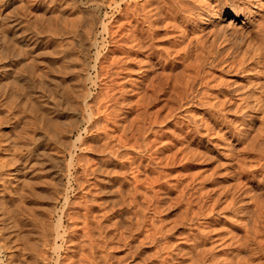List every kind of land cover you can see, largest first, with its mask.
Wrapping results in <instances>:
<instances>
[{
	"label": "bare ground",
	"instance_id": "obj_1",
	"mask_svg": "<svg viewBox=\"0 0 264 264\" xmlns=\"http://www.w3.org/2000/svg\"><path fill=\"white\" fill-rule=\"evenodd\" d=\"M101 2L102 5L103 2H107L105 4H107L112 9V21H118L117 19H122V22L117 25V32L111 30V25L108 26V24L103 23V29L109 36V42L104 54H102L100 57L96 54L97 57L95 56V62H93V65L91 64V67L94 68V77L96 80H103L105 88L103 93L100 92V97L96 96L98 98H94L96 102L92 104L88 100L90 94L85 88L86 85L84 86V81H86L87 75L89 74H87V66H89V63L85 58L86 53L84 51L86 50L85 41L91 40V38L96 35L94 33L95 31L92 21L94 18L96 19V17L92 16L94 18H91L90 14L94 12L91 10L90 14L86 13L87 11L85 12L84 9L88 10L89 12L90 8L87 9L84 7L83 9V6H89V4L101 5ZM39 6L44 7L43 10L45 11H48L49 9L51 11L48 14L49 16L46 15L48 18L44 19L45 25L43 27V24L40 22L38 24L37 20L40 18L38 15H45V12L42 11L44 13H41V11H38V15L34 14V11H37ZM96 7L97 6L94 8ZM29 13L34 14V19H37V22L33 20L36 22V24L34 23L35 25H33V27L31 25ZM123 20L125 21L123 22ZM225 20L228 22H224L223 24V21ZM112 21L109 24H111ZM96 25L97 23L95 26ZM39 28L41 29L39 33L43 31L42 39L37 36V32L39 31H37V29ZM24 52H30V56L32 55L31 58L33 57L34 61H37L36 58L38 59V57H40L39 62H41L42 65H40L42 67L41 73H38L41 79L39 84H36V82L33 81L34 79L31 80L33 77H30L35 74V72H39L40 70L37 69L38 71H36L25 64H23V66L20 64L22 60L20 57ZM138 56L142 57L139 58ZM179 66L181 69L179 68L180 70L178 71L176 68ZM213 70L233 73L240 72L241 74L239 75V84H236L233 89L226 87L228 86L226 83L225 87L223 86L224 83L223 85L222 83L220 84L217 82H214L215 84H209V78H211L209 76L210 74L213 76ZM134 74H137V77H133ZM88 76L90 77V75ZM91 81H94V78ZM195 82L198 83L197 86L195 85ZM129 85L134 88L137 94H139V97H137L139 99H137L135 101L136 103L134 104L137 105H135V109H141V111H139L136 116L130 120L129 124H123L121 121L126 119V114L128 112L130 113L131 110L134 109V106H130L126 111L121 109L123 108L121 106V100H123L125 97V87ZM232 93H234V95ZM166 94L167 97L173 102L169 103L170 105L172 104L171 106L169 105L172 109L170 108V111L167 109L169 111V113H166L167 117L168 114L170 116H175L176 111L175 114L173 113L175 109L188 110V107L192 104H195L196 101H198L199 104H204L211 114L218 109L221 110V108L224 107L226 103L231 102L235 103V111H237V114L239 113L238 120H240L242 124L248 126H255L259 124L256 126L258 129L257 133L255 135L253 134L254 136L249 140V146L251 147V150L254 148L258 155H255V157H257V164L260 167L261 178L259 179V182L264 183V162L259 163L261 160H264V0H70V2L69 0H0V112L6 109V113H9L5 114V118H8L7 120H9V117L7 116L10 113L13 114L14 106L17 108L16 105H18V99V103H20V101L23 103H20V109L23 110L25 108L24 111L29 113L28 116L31 117L29 118L31 119L30 122L32 124V134L29 138L30 140L25 141V147L23 146L25 151H16L17 153L15 152L14 157H11L13 158L12 160L15 164L12 168L14 174L13 179L16 182L22 179L24 183L30 184V182H27V179L30 177L29 173L31 172L29 169H31L33 166V164H30V160H34L35 164L40 163L41 165L44 162L43 160L42 162L41 157L38 158L37 155L38 144L41 143L42 136L44 134L47 135L48 133L50 138H52L54 141H57L58 138L55 131L58 129L60 130V133L58 130L60 135L59 139H63L61 136L65 137L66 135H72L75 132H77L78 139L80 136H82L81 131L83 128L85 132H89V136L84 140L81 139V148L87 147L97 151L98 153L96 163L93 165H81L79 167V172H77L80 174H73L75 176L72 178L75 179L77 188H80L81 186L84 188V192L82 195L80 194L82 196H80V199L83 198L81 203L79 205H74L76 202L74 201L75 203L73 204V201H69L68 196L64 194L63 207L59 216L60 221H57L58 224H56L54 227L49 228V231L52 230L50 232L51 235L49 236L45 232L42 234L43 231L41 232L42 236L40 237V247H35L34 244H28V242L26 244L25 242L26 245L24 244V250H27L25 255L30 260L27 262L28 264H35L38 260H41L43 263L45 262L47 264H75V258L72 259L71 256L68 257L66 255L65 256L67 257V260L63 258V253L61 254L58 250V248L61 246H58L57 244L59 238L61 241H65L70 244V242L76 240L79 232H81L82 236L88 239L87 242V240H84L86 238H82L87 243L82 244V247H79L80 249H83H81V253L77 251V253L82 254V257L81 255H77L78 260L79 257H81L80 260L82 262L80 264H113V262L108 258V251L105 250V248H108L106 246H109V243H112L111 241L108 244L106 243L108 238H112L113 240V237H115V240L118 241L117 243L122 241L124 245L131 246L137 231H139V229L142 227L141 220L143 215H140L141 213L143 214V212L141 209L142 207H139L140 209L137 210L134 208L131 215L127 212L129 214V216H127L125 210L133 208L135 206V200L139 198H137L138 196L135 198L136 191L133 190V192H131L125 190V183L130 182L134 177H132L131 180L128 178V180H125L124 176H127L128 174L125 173L126 175H124L122 174L123 170L121 172V169H119V171L116 168L118 165L122 166L124 162L132 159L131 161H128V163L131 164V166L134 163L136 167L135 169H133L134 165L132 166L133 168L131 166L130 167L133 170L137 169L139 172L142 171L139 166V158L143 154L137 153V157H139L138 159L136 158L138 160L137 161L134 157L129 156L128 149L138 150L139 148L144 147V150H147L151 148L150 146L148 148L146 132L148 130L154 131L151 124H156L157 118H150L151 116L149 117L148 114H146L147 112H145L147 110H145V107L149 104L155 103L159 97L162 95L166 96ZM168 98L166 100H168ZM165 103H163V105H166ZM112 104L120 105L115 108ZM20 109L17 108V110ZM79 112L82 113V116H85L86 119H83L86 120L87 124L85 126L83 125V127L78 126V124L70 125L71 122L69 119L76 118ZM118 112H120L121 115L122 113L124 114L122 118L118 117ZM146 116L148 117V121L146 120L148 125L146 124V128H143V125H145L143 122L145 121ZM166 116H164V121L166 120ZM65 118L68 120V125L62 126L64 123L61 122L60 126L62 128L60 126L59 128L56 126L58 129L52 131L55 125L54 122L57 119L62 121ZM100 118H102L103 122H98ZM215 120L216 118L214 119V123L217 121ZM27 121L29 122V120ZM190 123L191 122H189V120L186 121V127L183 130L185 133L184 138L188 139L194 137L195 140H201L199 139V135L202 124H199L201 126L194 124L190 127ZM51 126L52 128H50ZM213 127L214 126H211L209 122L208 124L205 122L204 128L207 130H213ZM110 129H119V131L118 133L116 132V136H113L112 132L109 133ZM128 131L130 132V135L127 134ZM225 133H228V138L235 137V140H238L240 137V132L232 133V131L227 128L221 135V140L224 139ZM101 136L104 139L102 142L97 143L95 140L97 138L100 139ZM90 137L95 138V140L93 139L95 141L94 143L86 141ZM58 142H60V145L63 144L62 147L60 146V152H68L70 154L69 160L67 161L68 164L64 163L66 164L65 167H68L65 169L68 170L70 166L75 168V165L80 161V156L78 154H72L73 151H71V149L68 147V144L66 143L68 141H64L67 145H65L64 142L61 143V140H58ZM13 145L14 144H12V146ZM70 145L71 144L69 142V146ZM72 145H74V143ZM126 150H128V152ZM123 151L124 154L125 151L128 153L125 155H128L127 158L123 155ZM122 156L123 158H126L124 162H122L123 159L121 160ZM133 156L136 157V154ZM146 156L148 159H152V156L150 157V153ZM145 158L146 157L144 156L142 159L145 160ZM136 162L137 165L135 164ZM148 162H151V160ZM146 164L145 166H147ZM243 164L244 163H242V165H238L239 168L237 167V171L240 174H245L244 176L247 179L252 173V167L247 168ZM148 167L147 169L151 168L152 165L151 167ZM31 170L33 171V169ZM61 170H63V168ZM61 170L58 169V171L56 170L57 172H55L58 174V172ZM129 171L132 170H128V172ZM238 172L235 175L239 174ZM54 173L53 175L56 174ZM155 175L159 176L156 173ZM230 176L232 175L230 174ZM37 177L40 179L41 174H37ZM138 178L139 177H137V180H139ZM152 179L153 178H150L151 182H154L155 180ZM159 179H161V177ZM217 183L218 182H216V184ZM231 183L233 184V182ZM229 184L227 183V186L224 184L225 187L223 186V189L218 187L219 190L215 192L212 190L214 193L211 195L207 194L208 199H210L209 204H211L210 208H208L210 210L208 211L211 212L215 211L216 209L217 211L215 212L219 213V211L231 212L234 210V213L236 214L239 212L240 214H243L241 218L235 216L236 218L233 219L234 223L237 222L243 227V235H241V240L238 242V244H236V250L241 251L246 249L249 253L247 256L238 257V259L237 257L233 256L237 259L235 262L233 259L231 260L229 257L227 258L224 256V258H227V260L226 258H222L225 260L224 264H264V196L262 197V195L259 193V195H250V199L247 201L251 203L252 209L249 211L246 209V205L237 203L236 198L240 196V192L238 191L240 190V183L238 185ZM91 185L97 189L96 192L94 191L95 193L92 191L94 188L92 190L90 189L92 188ZM14 186L12 189L18 188L19 184H15ZM25 187L27 188L26 185ZM29 187L31 186L29 185ZM138 189L139 191L141 190L140 188ZM181 190L180 192H182ZM86 191H92L94 193L92 194L93 197H91V194L89 195ZM139 193L142 194L143 192L141 191ZM246 193L249 192L246 191ZM97 195H100V197L105 195V198H101L102 201H100L101 199L98 201V199H96L98 197ZM143 198H145V196ZM187 198L188 197L184 199L188 202ZM221 201L224 203L223 206H217L221 203ZM146 202L147 201H145V203ZM143 203L144 202L140 201V204ZM145 203L143 204V206H145L143 207V210H145L144 208H146V205L149 202L146 204ZM102 205L106 207V210L102 215L100 214L101 216L98 214L96 215V213L93 211L95 210L94 208ZM154 205L155 202L152 206L149 205V207H154ZM2 206L0 203V212L4 209ZM189 206L186 207L190 208ZM155 208L156 207H154V209ZM158 208L160 207H157V210L154 212L158 211ZM199 208L201 209V207ZM200 209H198V213L196 210V213H194V211L193 214H199L200 211H204ZM140 210L141 212L137 214L136 211ZM150 210H152V208H150ZM208 211L204 214L206 215L209 213ZM151 212L154 214L153 211ZM3 214L0 216V234L1 236L3 235V239L5 241L8 239L7 237H9V235L14 232L12 230L10 232L8 230L9 227L12 225L14 226L15 224L17 225V223L14 221L13 224H10V221H6V214ZM223 214L224 213H222L221 216ZM64 216L69 221H71V224L67 226V229L64 228V230L61 232L59 227ZM227 217L228 216H226L224 219L226 220ZM111 218L114 219L111 220ZM149 218L146 219L149 221V224H151V227H153L150 229L155 230L154 227L157 225L155 226V224L152 223L154 221L151 220V222ZM244 219L246 220L244 221ZM108 221H110V224L106 223ZM241 222L243 224H241ZM110 227L112 229L114 228L115 230H113V237L107 234ZM159 228H161V225ZM159 228V232L162 233V231H164H161L163 227L161 229ZM202 229L203 228H200L201 231H204ZM143 231L146 230L142 228V232ZM151 231L152 230H150V232ZM155 232L157 233V228ZM155 232H152L153 235L156 234ZM17 234L19 235V233L16 232L15 235L18 236ZM159 234L160 233H158V235ZM145 235L147 238L144 240L151 238L148 234L145 233ZM144 236L140 237L141 240ZM157 237L159 238V236ZM161 237L163 236L161 235ZM140 238L138 241H141ZM152 238L154 239L155 235ZM204 239L205 237L201 234L199 241L203 242ZM4 241L2 240V242ZM135 241L136 240L133 241L134 244L138 246L139 242L136 241L135 243ZM17 242L16 240H12V245L9 243L11 246H13L14 250L12 253V256L15 260L13 264H21V262L19 263V261H17L19 251V245H16ZM105 244L107 245L105 246ZM112 244H114V242ZM194 244L196 245L198 243ZM75 245L73 244V246ZM165 246L168 248V245ZM208 247V249H202L200 251L198 247H196V251L192 252L193 256L190 257L192 262L189 263L203 264L207 258H211L212 260L215 259L217 256L215 257L213 250L211 251L213 247L209 245ZM64 248L69 249L67 245L66 247L64 246ZM127 248L130 250L129 246ZM132 249L137 250V247ZM156 251L157 250H155V252ZM158 252H156V255ZM128 253L131 255V251ZM21 256H23V254ZM118 258L120 260L122 257L120 256ZM118 258H116V260ZM113 259L115 260V256ZM124 259L118 262L115 260L114 264H128L123 262ZM217 259V261L222 260H219V257H217ZM143 260H145L144 257ZM136 261L140 262L138 260ZM130 262L133 263L134 261ZM137 262L133 264H138ZM149 263L150 262L147 264Z\"/></svg>",
	"mask_w": 264,
	"mask_h": 264
},
{
	"label": "rangeland",
	"instance_id": "obj_2",
	"mask_svg": "<svg viewBox=\"0 0 264 264\" xmlns=\"http://www.w3.org/2000/svg\"><path fill=\"white\" fill-rule=\"evenodd\" d=\"M69 2H70V0H69ZM105 3H107V2H105ZM105 3L103 2V5L101 2L100 3L101 5L89 4V6L88 5L83 6V9H84V7H86L87 9L90 8L89 12H88V10L84 9L85 12L87 11L86 13L90 14L91 10H92V12H94V13H92L93 15L90 14L91 16L88 14L91 18H94L92 16L96 17V19L94 18L92 20L93 26H94V31H95L94 33L96 35H94V37H92L93 39L91 38V40H89L90 42L88 40L85 41V49L86 50L84 49L85 50L84 52L86 53L85 58L89 63L88 64L89 66H87L88 67L87 68L88 69L87 74L89 73L88 75H90V77L87 75V79H86V81H84V86L86 85L85 88H86L87 92L90 94L89 97L91 96L90 98L88 97V100L92 104L96 102L95 99H97L98 97L101 96V93H103L104 88H105L103 80H100V79L96 80V78L94 77V68L91 67V64L93 65V62H95L96 54L99 57L102 54H104L106 47L108 45V42H109L108 41L109 36L103 29V23L108 24V26L111 25L112 26L111 30H114L117 32V30H118L117 25L120 22H122V19H117L118 21H116V20L112 21V18H113V15L111 16L112 9ZM92 5H93V7H92ZM94 5L97 7L94 8L95 7ZM42 6H39L37 11H34L35 15L36 14L38 15L40 11H41V13L45 12V15L44 14L38 15L40 17L38 20L34 19V16H35L34 14L29 13V17L31 20L32 27H33V25L36 24L37 21H38L37 22L38 24H39V22L43 24L42 27L45 25L44 19L48 18V17H46V15H48L51 11L49 9L48 11L46 10L47 11L46 12L45 10H43L44 7H42ZM39 9H41V10H39ZM42 11H44V12H42ZM33 20H35V21L37 20V21L35 22ZM111 21H112V23L109 24ZM124 21L125 20H123V22ZM95 22L97 23L96 26H95V24H96ZM224 22L227 23L228 21H226V20L223 21V24H224ZM40 30H41L40 28L37 29V31H38L37 36L40 39H42L43 38V31H41V33H39ZM117 38H118V36H117ZM92 41H95V42H92ZM39 49H40V47H39ZM29 56H30V52H27V53L24 52L20 57L22 60H21V62L20 61L19 62H20V64H22V66H23V64H25L28 67H31L36 71L40 70L39 72H35V74H33L34 76L32 75L30 77V78L33 77L31 80L34 79L33 81L36 82V84H39L41 79H40V76L38 73H41V67H42L41 62H39L40 57H38V59L36 58L37 61H34L33 60L34 58L33 57L31 58L32 55L30 57ZM138 57L140 58L142 56H138ZM26 60H28V61H26ZM24 62H26V63H24ZM179 68L181 69L180 66L177 67L176 69L179 71L180 70ZM136 70H137V68H136ZM240 74H241L240 72L233 73V72H225V71L221 72L220 70H213V76L214 77L212 76V74H210L209 77H211V78H209L210 79L209 84H213L214 82H217L220 84L222 83V85H223V83H224L223 86L225 87L226 86L225 83H226L228 85L226 87L233 89L236 84L237 85L239 84V75ZM215 75H217V76H215ZM133 77H137V74H134ZM93 78H94L95 82L91 81ZM36 79H37V81H36ZM88 79H91V80H88ZM219 80H220V82H219ZM197 84L198 83L195 82L196 86H197ZM125 88H126L125 89L126 91L124 92L125 97L123 100H121L122 101L121 106L123 108H121V109L126 111L127 109H129L130 106H134V109H132L130 113L128 112L127 114H129V115L126 114V116H127V117L125 116L126 119L122 120L121 122H123V124H129L130 120H132V118H134L136 116V114L139 111H141V109L140 110L139 109L137 110V108L135 109L136 104H134V103H136L135 101L137 99H139V98H137V97H139L138 96L139 94H137L135 92L134 88L131 87L130 85L125 87ZM232 94L234 95V93H232ZM96 96H98V97H96ZM166 97H167V94H166V96L162 95L161 97H159L157 99V101L155 103L149 104L148 105L149 107L148 106L145 107V110L147 109L145 112H147L146 114H148L149 117L151 116L150 118H153V117L157 118V123L151 124L154 131L148 130L146 132V137H147L146 140L148 139L147 140L148 141V148H149V146L151 148L144 150V147H141L138 149L139 151L136 149H134V150L128 149L129 150V156L134 157L135 160H137L139 158V157H137V153L143 154L140 157L141 159L139 158V160H140L139 166H140V169L142 171L139 172V170L136 169L138 171L137 172L136 170H133L136 167L134 165V163L132 164V166L134 165V168L131 166V164L128 163V161H131L132 159L124 162L126 160V158L128 157V155L125 156L126 153L128 152V150H126L127 152L125 151V154L123 151V155L126 158L124 157L125 158L124 159L122 156L121 160L123 159L122 162H124V164L122 166L118 165L116 168L117 170L121 169V172L123 170L124 173L122 172V174H124V175L128 174L129 175V176L128 175L124 176L125 180H128V179L131 180L132 177H134L132 180L136 179L135 181L129 180L130 182L125 181V182H128V183H125V190L131 191V192H133V190L136 191L135 192V195H136L135 198L137 196H138L137 198H139V199H136L137 201L135 200V203H134L135 206L139 205L140 201L144 202V203H145V201H147L146 203L149 202L148 204L151 206L155 202L154 207H156V208L154 209V207H151V206L149 207V205L147 204L148 206L146 205V208L148 211L146 210V208H144L145 210H143V207H145V206H143V204H144L143 203L137 207L134 206L131 209L125 210L126 213L128 212L131 215L134 208H135V210H137V209H140L139 207H142L141 209H142L143 214L141 213V215H140V216L143 215L142 220H141L142 221L141 222L142 227L139 229V231H137V234L134 238V240L139 242V245L136 246L133 242L134 240L132 241L131 246L130 245H124L122 241L121 242L119 241V243H117L118 241L115 240L116 239L115 237H113L114 236L113 232L115 230H114V228L112 229L110 227L107 234L109 236L113 237V240H115L116 243H115V241L112 240V238H108V241L106 242L107 244L110 241L112 243L114 242V244L109 243V246L111 245L110 247L107 244H105V246L107 245L106 247H108V248H105V250H107L109 253L108 258L113 262V264L115 263L116 258H118L120 256L123 259L125 258L123 262L128 263V264L136 263L137 262L136 260L140 261V262H137L138 264H147L148 262H150L149 264H162V263H164V264H171V263H173V264H175V263L176 264H188L189 262H192L190 257L193 256L192 252L196 251V247H198V249L200 251L202 249H208L209 248L208 245H209V246L213 247V249H211V251L213 250V254L215 255V257L216 256L219 257V260L224 258V256H226L227 258L229 257L231 260L233 259L235 262V260H237L238 257L247 256V254L249 253L246 249L241 250V251L236 250V247H237L236 244H238V242L241 240L240 239L241 235H243V227L240 224H238L237 222L234 223L233 219L236 217L241 218L243 216V214L242 213L240 214V212L236 214V213H234L235 212L234 210H232L231 212L230 211H226V212L225 211L224 212L219 211V213H218V212H215V211H217L215 209V211L209 212L208 210H210V209H208V208H210L211 204H209L210 199H208L207 194L211 195L215 191L219 190L218 187L220 189H223L224 184H226L225 186H227V183L228 184L230 183L229 185H231L232 184L231 182H233V184H237V185L240 183L239 184V186L241 185L240 190H238L240 192V193L238 192L240 196L237 195L238 196L236 198L237 203L246 205V209L249 211L252 209L251 203L247 201L248 199H250V195H255V194L259 193L260 195H262V197L264 196L263 195L264 194V183L259 182V179L261 178L260 167L257 164V159H256L257 157H255V155L256 156H258V155H257L256 151L254 150V148H253V150H251V147L249 146L250 138L253 137L258 131V129L256 127L259 125L258 121H257L258 125H255V126L254 125L248 126V125L242 124L240 122V120H238L239 119V113L237 114V111H235L236 105H235V103H231V102L226 103L224 105V107L221 108V110L218 109V110L214 111V113L211 114L204 104H202V103L199 104V102L196 101L195 102L196 105L195 104L190 105L188 107V110L187 109H175L173 111L174 114L176 111L175 116L174 115L170 116L168 114V117H167L166 113H169V111L172 109L170 107L172 104L170 105L169 103L170 102L173 103V102L171 101L170 98L167 97L168 100L170 99L168 102V100H166L167 99ZM167 102H168V104H167ZM20 103H22V101H20ZM20 103H18V99H17L18 105H16V106L19 109L21 106ZM163 103H165L166 105H163ZM112 105H114V104H112ZM119 105L120 104H115L114 107L116 108ZM159 107H161V108H159ZM17 108L14 106L13 114L10 113L7 116V117H9V120H7L8 118L7 119L5 118L6 117L5 114L9 113V112L6 113L7 112L6 109H4L3 111L0 112V167L2 166L0 168V172H1L0 173V203H1V206L3 205L2 207L4 208L3 210L2 209L1 210L2 211L7 210L5 212L1 211L0 216L3 213H4L3 215L6 214L5 215L7 217L6 221H10L11 222L10 224H13V222L15 221L17 223V225L16 224H15L16 226L12 225L11 227H9L8 230L10 232H11V230L14 231L13 233H15V234H16V232L19 233V235L17 234L18 236H16L15 234L12 233L13 235L12 234L11 235L13 237L11 235H9V237H7L8 239L5 238V239H7L5 241L3 239L4 238L3 235L1 236V234H0V236L2 237V238L0 237V242H1L0 243V264H13L15 261L14 257L12 256V253L14 251L13 246H11L12 240H16V242L18 241L16 243V245L17 244L19 245L18 246L19 247V249H18L19 250L18 251V260L17 261H19V263L21 262V264H28L27 262L30 260L25 255L26 254L25 252L27 251V250H24L25 245L28 242V244H31V243L34 244L35 247H40L41 246L40 245V243H41L40 237L42 236V234L45 232L49 236L51 235L50 232L52 230L49 231L50 230L49 228L54 227L60 221L59 216L61 214V210L63 207V202H64L63 195L64 194L68 196L69 201H71V202L73 201L72 202L73 204L76 202V204H74V205H79L81 203L83 198L80 199V196L84 192V188H82V186L80 188H77L76 181L73 178L76 174H80L77 172H79V170H80L79 167L81 165H84V164H88V165L92 164L93 165L94 163H96V160L98 158L97 157L98 156L97 151L92 150V149L87 148V147L81 148L82 147V145H80L81 141H82L81 139L84 140L89 136V132H85L83 130V128L81 131L82 136H80L78 139H77V132L73 133L72 135H66L65 136L66 138L61 136V138H63V139H59L60 130L58 128L61 125V122L64 123V124L62 123L63 124L62 126L68 125V122H67L68 120L65 118L62 121L61 120L59 121L57 119L58 121L57 120L56 121L58 123L55 121L54 122L55 123L54 129H52V131L57 130V129L59 130V133H58V130L55 131V133L57 134L56 136L58 138L57 141H54L52 138H50L49 134L47 133V135L44 134L42 136V141L40 144H38L37 155H38V158L41 157V161L42 160L44 161V162L42 161L43 164L42 165L40 163L35 164L34 160H30V164H33V166L31 167V169H33V171L31 169H29L31 172L29 173V176H30L28 178L29 180L27 179V182L28 183L30 182V184L24 183V181H22V179H20L16 182L13 179L14 174H13V170H12V168L15 164L12 160L13 158H11V157H14V154L16 151L17 152L18 151H21V152L25 151V148H24L25 147V145H24L25 141H29L30 140L29 138L32 134V132H31L32 124L30 122L31 117L28 116L29 113H27V111L26 112L24 111L25 108L23 110L22 109L17 110ZM22 108H23V106H22ZM118 115H119L118 116L119 118H122L124 114L122 113V115H121L120 112H118ZM217 115H219V116H217ZM164 116H166L165 121H164V119H165ZM215 116H217V117H215ZM83 118L86 119L85 116H82V113L79 112V114L77 115L76 118H70L71 120L69 119V121L72 123V124L70 123V125L78 124V126H80V127H83V125L85 126L87 124V122ZM215 118L217 121L215 120L216 122L214 123ZM128 119H129V121H128ZM27 120H29L30 123ZM146 120L148 121L147 116L145 117V121L143 122V124H145V125H143V128H146L145 126L148 125L146 123L147 122ZM187 120H189V122H191L190 127L194 124H197V125L202 124V126L199 125V126H201L199 139H201V140H195L194 137L188 138V139L184 138L185 133L183 130L186 127L185 124H186ZM204 121L207 122V124L209 122V124L211 126H214L213 130L212 129L207 130L206 128H204L205 127ZM66 122H67V124H66ZM98 122H103L102 118H100V120ZM219 122H221V123H219ZM56 126H58V128ZM119 126H118V128L120 129L121 126L120 127ZM223 127H224V129H223ZM50 128H52V126ZM227 128H229L232 131V133H234V132L239 133L240 132L239 139L235 140V137L234 138H228V136H229L228 133H225L224 139H223L224 141L221 140V135L223 134V132ZM119 129H114L115 131L113 129L112 130L110 129L109 133L112 132L113 136L114 135L116 136ZM150 131H152V132H150ZM127 134L130 135V132L128 131ZM226 135H227V137H226ZM101 137H100V139L97 138L96 140H95V138L90 137L86 141L92 142V143H94L96 141L97 143L98 142L100 143L104 139L103 137L102 138ZM150 139H151V141H150ZM58 140H61V143L64 141H68L66 143L68 144V147L71 149V151H73L72 154L73 155L78 154L80 156V161H79V163H77L75 165V168L70 166L69 169L66 170L68 167L67 166L65 167V165L68 164L67 161L69 160L70 154L68 152L67 153H65V152L61 153L60 152L61 151L60 146L62 147L63 144L60 145V142H58ZM69 142L71 144L70 146H69ZM11 143L14 145L12 146ZM66 143H65V145H67ZM73 143H74V145H72ZM150 143H151V145H150ZM8 144H10L12 147ZM22 149H23V151H22ZM199 150L201 151V153ZM193 152H194V156H193ZM197 152H199V153H197ZM147 153L148 154L150 153V157L152 156V159L149 158L151 160V162H148L150 160L146 156V155H148ZM195 153H196V156H195ZM132 154L133 155L136 154V157L133 156ZM144 156L146 157L145 158L146 161L144 159H142ZM6 162H8V163H6ZM36 162H37V160H36ZM240 162H241V164H240ZM263 162H264V160L263 161L261 160L259 163H263ZM64 163H66V164H64ZM242 163H244L243 165H245L247 168L252 167L251 168L252 173L250 176H248V178L250 177L249 179L245 178V176H244L245 174H243V173L240 174L237 171L239 168L238 165H242ZM135 164L137 165V162ZM145 164L147 166H145ZM126 165H127V167H126ZM151 165L154 168H152ZM40 166H41V169H40ZM143 166H144V168H143ZM148 166L151 168H149ZM147 167L149 169H147ZM62 168H63V170H61ZM58 169H60L61 171H59L60 173L58 172V174H57L56 172L58 171ZM152 169H154V170H152ZM128 170H132L133 172L132 171L128 172ZM157 170H158V172H157ZM159 170H160V172H159ZM154 172L156 174H158L159 176H156ZM237 172L239 174L235 175ZM53 173L55 175H53ZM232 173H234V174H232ZM37 174H41V178L39 177L40 179H38ZM73 174H75V175H73ZM230 174L232 176H230ZM130 176H131V178H130ZM153 176H155V177H153ZM137 177H139L138 178L139 180H137ZM160 177H161V179H159ZM150 178H153L152 180H155L154 181L155 183L153 181L151 182ZM241 179H243V180H241ZM140 180L143 182H141ZM147 180H149V181H147ZM144 181H145V184H144ZM139 182H141V183H139ZM216 182H218V183L216 184ZM147 183L150 185H148ZM15 184H17V185L19 184V187L12 189ZM23 184H24V186H23ZM135 184H137V185H135ZM218 184H220V185H218ZM25 185L27 186V188L25 187ZM29 185L32 188L29 187ZM141 186H143V187H141ZM214 186L215 187L217 186V187L215 188ZM87 187H85V188H87ZM136 188L137 189L140 188L141 190L139 191V189H138V191L139 192L142 191L143 193L142 194L139 193ZM174 188H177V189H174ZM90 189L91 190L93 189L92 190L93 192L97 191V189L93 186ZM180 190L182 192H180ZM92 191L91 192L89 191L90 193L87 191L86 192L89 195L91 194L90 196L93 197L92 194H94L95 192L93 193ZM246 191L249 193H246ZM136 193H138V194H136ZM184 193H186V194H184ZM252 193H254V194H252ZM158 195H160V196H158ZM177 195L178 196L180 195V196L178 197ZM97 196L98 197L96 199H98V201L101 198L102 199L105 198V195H102L101 197H100V195H97ZM144 196H145V198H143ZM186 197H188L187 200L189 203L185 200ZM141 198H142V200H144V199H146V200L142 201ZM206 198H207V200H206ZM102 199L100 201H102ZM78 201H80V202H78ZM191 201L193 204L191 203ZM2 202H3V204H2ZM243 202H245V203H243ZM136 203H137V205H136ZM156 203H157V205H156ZM223 204H224L223 201H221V203L217 206H220V205L223 206ZM186 206H189L190 208H187ZM157 207H160V208H158V211H156L158 214L156 212H154L155 210H157ZM199 207H201V209ZM150 208H152V210H150ZM94 209L96 210V211L93 210L96 213V215L97 214L102 215L103 212L106 210V207H104V205H102V206L95 207ZM198 209L204 210V211H200L199 214H193L194 211H195L194 213H196V210L198 213L199 212ZM151 211H153L154 214ZM207 211L209 213H207L208 215L207 214L205 215L204 213H206ZM244 211H246V210H244ZM139 212H141V210L136 211L137 214H139ZM128 213H127V216H129ZM222 213H224L226 215L223 214L221 216ZM57 216H58V218H57ZM100 216H97V217H100ZM147 216H149V217L151 216V217L149 218ZM226 216H228V217L225 220L224 218ZM144 217H145V219H144ZM146 218L147 219L149 218L150 221L151 220L154 221V222H152V221L151 222L154 223L155 226L157 225L156 227H154L155 230L150 229L153 227H151V224H149V221ZM113 219L114 218H111V220H113ZM245 220L246 219H244V221ZM106 223L110 224V221H108ZM60 224L61 225H60L59 229L62 232L64 230V228L67 229V226L69 224H71V221H69L64 216L62 218V221L60 222ZM241 224H243V223L241 222ZM160 225H161V228L163 227V229L159 228ZM204 226H205V228H204ZM142 228H144V230H146V231L142 232ZM156 228H157V233L155 232ZM158 228L161 229V231L164 230L165 232L164 231H162V233L159 232ZM200 228H203L202 230H204V231H201ZM149 229L152 231L150 232ZM198 231H200V232H198ZM41 232H42V234H41ZM147 232H149V233L155 232L156 234H154V235H155L156 239L152 238L154 236L153 233L149 234ZM145 233L148 234L152 238V240H151V238L144 240L145 238H147ZM158 233H160V234L158 235ZM6 234H5V236H6ZM163 234H165L166 236ZM168 234H169V236H168ZM201 234L206 239V240L204 239L203 242L199 241V239L201 238ZM161 235L163 237H161ZM142 236H144V237L141 240L140 237H142ZM157 236H159V238ZM83 237L84 236H82L81 232H79L77 235L78 239L76 238L77 241L74 240V241L70 242V244L68 242L61 241V239L59 238L57 245L61 246V247H59L58 250L61 254L63 253L62 256L64 255L63 258L65 260H67L66 256H68V257L71 256L72 259L75 258L74 259L75 264L76 263L80 264L82 262L80 260V258L82 257V254H79L82 252L81 251L82 248L80 249L79 247H82V244H86L88 242V239L86 237H84V238H86V239H84ZM14 238H16V239H14ZM82 238L84 240H87V242L84 241ZM139 238L141 241H138ZM2 240L4 242H2ZM75 241L76 242L79 241V242L76 243ZM136 241H135V243H136ZM142 241H144V242H142ZM25 242H26V244H25ZM227 242H228V244H227ZM75 243H76V245H75ZM120 243H122V244H120ZM165 243H167V244H165ZM194 243H198L199 245L196 244L197 245L196 246ZM230 243H231V245H230ZM73 244L76 247L73 246ZM66 245L68 246L69 249L64 248V246L66 247ZM165 245H168V248H166L167 246H165ZM203 245L207 248H205ZM128 246H129L130 250H128V248H127ZM85 247H86V245H85ZM135 247H137V250L132 249ZM76 248H79V249H76ZM65 250L67 251V253ZM72 250H74V251H72ZM155 250H157L156 252L159 251L157 253V255H156ZM77 251L79 253H77ZM127 251L128 252L131 251V255ZM73 252H74V254H73ZM22 254H23V256H21ZM235 254H237V255H235ZM77 255H79V256L81 255V257H79V260H78ZM114 256H115V260L113 259ZM233 256L237 257V259ZM143 257L145 260H143ZM217 257L215 259H213L215 261H213L211 258L210 259L207 258L205 260V263H203V264H206V262H207V264H213V263L214 264H218V263L221 264L222 262H223L222 264L225 263L224 259L226 257L224 259L220 260L222 262L217 261L218 260ZM122 258H120V260ZM227 258H226V260H227ZM150 259H151V261H150ZM120 260L118 258L116 261L118 262ZM129 260L132 262L134 261V262L131 263ZM146 260H148V261H146ZM143 261H145V262H143ZM210 261H211V263H210ZM35 264H47V263H45V262L43 263V261L38 260L37 263H35ZM189 264H191V263H189Z\"/></svg>",
	"mask_w": 264,
	"mask_h": 264
}]
</instances>
